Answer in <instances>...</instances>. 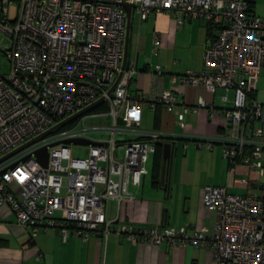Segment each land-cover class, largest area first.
I'll return each instance as SVG.
<instances>
[{
	"label": "built area",
	"instance_id": "built-area-1",
	"mask_svg": "<svg viewBox=\"0 0 264 264\" xmlns=\"http://www.w3.org/2000/svg\"><path fill=\"white\" fill-rule=\"evenodd\" d=\"M13 2L18 8L9 19ZM124 2L139 20L153 11L172 12L176 25L198 18L215 26L202 68L170 80L210 93L233 90L231 108L216 110L202 98L185 104L163 88L159 65L150 71L149 96L131 94L134 59H126L115 83L125 46ZM0 32L9 40L2 49L8 71L0 74V158L6 156L0 161V204L11 208L19 225L32 236L52 229L62 240L114 234L131 244L205 247L215 264H264V204L258 194L205 185L202 204L216 215L212 233L204 225L190 232L186 226L115 223L105 215L108 200L134 199L128 186L140 183L149 154L166 137L140 129L143 106L173 111L180 128L185 114L200 108L209 117L221 115V134L194 145L211 148L216 141L231 167L243 165L256 175L239 178L241 185L264 175L262 105L248 96L245 79L264 68V16L252 13L249 0H0ZM73 145L83 146L86 155L73 157ZM42 147L45 167L35 156Z\"/></svg>",
	"mask_w": 264,
	"mask_h": 264
},
{
	"label": "crops",
	"instance_id": "crops-1",
	"mask_svg": "<svg viewBox=\"0 0 264 264\" xmlns=\"http://www.w3.org/2000/svg\"><path fill=\"white\" fill-rule=\"evenodd\" d=\"M252 13L264 16V0H250ZM172 12H150L146 19L139 20L132 11L129 22L127 59H134L136 73L129 83L133 95L149 96L153 88L151 68L159 65L162 70L164 89L172 90L179 100L189 106L196 105L202 98L216 110L229 109L235 98L233 90L217 89L210 93L203 86H182L172 82L170 76L186 70L199 71L202 68L206 39L209 38L206 24L198 18L185 19L176 25ZM135 19V49L139 46L150 48L156 54L155 60L138 62L128 52L131 23ZM217 28H211V37ZM263 70L259 74H262ZM249 75V74H248ZM251 75V74H250ZM247 78V75L245 79ZM248 79V78H247ZM247 83L249 95L262 105V117L258 126L264 133V79L250 78ZM226 96V100L222 99ZM185 127L180 128L175 113L162 105L154 110L141 108L140 129L156 130L166 137L158 141L160 154L148 156L146 173L138 185H129L133 200L117 203L106 202L105 215L115 223H131L137 226H186L188 231L207 227L214 230L215 212L202 204L205 185L221 184L230 193L258 194L264 197V175L258 176L249 187L237 182L239 178L256 175L243 165L231 167L220 154L216 141L212 147H196L200 138H214L221 134L223 118L216 114L209 117L207 110L200 108L197 113L184 116ZM163 143H170L168 159L162 156ZM160 156L164 167L160 183L152 182V167ZM145 163V165H146ZM264 166V150L262 153ZM146 168V167H145ZM38 254L40 256L38 257ZM0 264H215L212 253L205 247L187 245L171 247L166 242L159 245L150 243L131 244L122 236L111 234L105 240L90 236L87 240L69 237L62 240L56 229L39 230L35 236L30 228L19 225L11 208L0 204Z\"/></svg>",
	"mask_w": 264,
	"mask_h": 264
},
{
	"label": "rangeland",
	"instance_id": "rangeland-1",
	"mask_svg": "<svg viewBox=\"0 0 264 264\" xmlns=\"http://www.w3.org/2000/svg\"><path fill=\"white\" fill-rule=\"evenodd\" d=\"M17 3L13 2L12 4L9 5L8 7V18L9 19H13L16 15L17 12ZM135 19L133 18V21L131 23V30L129 33V43H128V52L130 53V56L133 57L135 53H137V58H138V62L142 63L146 60H155L156 54H153L151 49L149 48H143V46H139L136 48V46L134 45V37H135ZM8 38L2 34L0 32V74H5L8 71V62L5 59L3 53H2V49H4V47H6L8 45ZM263 72L262 74H257V73H251V75H247V78H263L264 79V68L262 69ZM246 78V79H247ZM247 79V80H248ZM86 155V151L85 148H83V146L81 145H73L72 147V156L73 157H83ZM146 169L148 166V163H146L145 165ZM63 190L61 189L59 191V193H62Z\"/></svg>",
	"mask_w": 264,
	"mask_h": 264
},
{
	"label": "water",
	"instance_id": "water-1",
	"mask_svg": "<svg viewBox=\"0 0 264 264\" xmlns=\"http://www.w3.org/2000/svg\"><path fill=\"white\" fill-rule=\"evenodd\" d=\"M122 7H124L126 13H127V17H126V34H125V46H124V53H123V59H122V64H121V70L116 78V81L115 83L117 82V80L119 79L120 75H121V72L122 70L124 69V66H125V62H126V59H127V41H128V30H129V22H130V16H131V12H132V6L131 4L129 3H121ZM64 122V121H63ZM62 122V123H63ZM73 142H82V143H88L87 140H84V139H74V140H71ZM28 144V143H26ZM25 144V145H26ZM163 146V151H162V156L166 159H168L169 157V152H170V146L171 144L170 143H163L162 144ZM11 154V153H10ZM8 154V155H10ZM35 156L37 158V160L45 167L47 165V158H48V153H47V150L45 147H42L40 149H38L36 152H35ZM6 156L0 158V161L2 159H4ZM25 160V158L23 159ZM22 160V161H23ZM5 170L2 171V173L4 172Z\"/></svg>",
	"mask_w": 264,
	"mask_h": 264
},
{
	"label": "trees",
	"instance_id": "trees-1",
	"mask_svg": "<svg viewBox=\"0 0 264 264\" xmlns=\"http://www.w3.org/2000/svg\"><path fill=\"white\" fill-rule=\"evenodd\" d=\"M249 4H250V0H249ZM212 27H214V26L211 24H206V29H207V33H208L209 37H211V28ZM160 150H161L160 144L157 142L155 145L154 154L159 155L161 153ZM163 170H164V167L162 166V160H161L160 156H158L155 159L153 167H152V178H153L152 182L154 185H157L160 183V179H161ZM262 199H263V204H264V197Z\"/></svg>",
	"mask_w": 264,
	"mask_h": 264
}]
</instances>
